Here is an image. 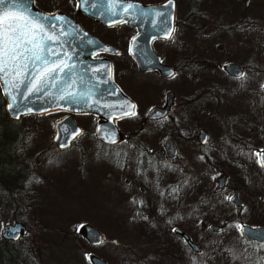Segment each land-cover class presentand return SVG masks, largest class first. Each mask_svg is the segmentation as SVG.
Wrapping results in <instances>:
<instances>
[{"label": "rangeland", "instance_id": "rangeland-1", "mask_svg": "<svg viewBox=\"0 0 264 264\" xmlns=\"http://www.w3.org/2000/svg\"><path fill=\"white\" fill-rule=\"evenodd\" d=\"M176 2L174 33L154 48L177 71L169 78L154 71L141 74L130 62L121 85L137 108L118 121L125 142L115 154L94 138L97 117L91 114L74 116L83 131L63 150L52 142L53 123L63 113L24 117L31 126L22 146L25 175L13 168L2 147L3 140L12 139L0 138V229L15 220L27 225L28 234L18 242L29 246L28 264H90V253L108 264L254 260L255 250L240 225L264 226V171L256 156L264 147V0ZM36 4L61 9L102 39L128 35L124 49L133 32L125 23L108 28L77 13V0ZM229 62L242 67L241 76L225 72ZM167 91L174 93L171 116L141 125L151 106L165 102ZM201 129L208 134L203 146ZM167 135L174 136L179 157L154 161L152 151ZM246 144L254 149L246 150ZM19 159L12 155L14 164ZM222 173L225 187L217 193ZM233 189L244 202L241 208L230 201ZM84 223L103 233L102 244L87 243L80 231ZM212 225L221 229L214 231ZM175 228L200 250L194 252Z\"/></svg>", "mask_w": 264, "mask_h": 264}, {"label": "water", "instance_id": "water-1", "mask_svg": "<svg viewBox=\"0 0 264 264\" xmlns=\"http://www.w3.org/2000/svg\"><path fill=\"white\" fill-rule=\"evenodd\" d=\"M77 3L78 12L96 19L106 26L125 22L128 26L137 29V33L130 41L129 52L136 61L139 70H157L165 78L175 74L173 65L161 62L160 55L153 49L152 41L154 39L169 40L172 37L176 25V0H162L153 3H144L139 0H77ZM4 10L20 12L38 19L40 23L44 24L48 34L55 33L59 36V40L48 42L52 51L59 53L58 56L51 55L50 60L64 59L70 65H74L71 76L75 81L74 84L71 83L61 73L58 80L50 81L48 86L43 87L41 91L32 92L29 90L32 80L30 76L18 88H8L4 85L3 80H0L8 116L11 119H19L27 114L43 115L54 111H65L66 115L54 123L52 137L54 145L63 150L68 148L72 141L81 134V127L76 123L73 115L93 113L100 118L94 132L96 139L105 144L120 143L123 140V134L116 121L122 117L131 116L125 115V113L135 112V102L124 94L114 82L110 61L106 58H92V55L99 50L114 51L116 49L89 34L80 22L68 14L60 10L43 11L34 5L33 0H16L14 4L6 3L0 8V12ZM53 17L58 19H52ZM169 33H171L170 36ZM223 69L232 76H241L243 73L242 67L235 62L226 63ZM68 93L75 95L70 97ZM13 96L15 100L12 99ZM61 96L65 98L61 99ZM172 97L173 92L168 91L165 104L151 107L146 118L165 117L172 103ZM205 139L206 133L201 131V143ZM163 148L167 156H173L176 153L172 135H167L164 138ZM154 155L158 159L162 158L164 156L163 149L154 151ZM223 185L224 175L218 178L215 191H220ZM231 200L238 206L242 205L236 193ZM211 228L214 231L221 229L217 225H212ZM80 231L91 246H98L104 241L103 233L90 223H84ZM28 232V227L24 222L15 220L5 223L0 234L4 240L17 241ZM174 232L182 236L193 251L200 250L185 231L175 228ZM240 232L246 239L264 242V226H252L244 223L240 226ZM88 260L90 264H108L105 259L95 253H90Z\"/></svg>", "mask_w": 264, "mask_h": 264}, {"label": "snow or ice", "instance_id": "snow-or-ice-1", "mask_svg": "<svg viewBox=\"0 0 264 264\" xmlns=\"http://www.w3.org/2000/svg\"><path fill=\"white\" fill-rule=\"evenodd\" d=\"M15 2L16 0H0V8L6 3ZM57 40L59 36L55 33L48 34L44 24L38 19L12 10L0 12V80H3L8 88H18L30 76L32 80L29 90L36 92L47 87L50 81L58 80L59 75L63 73L66 79L74 84L71 76L74 65L64 59L50 60L51 55L58 56L59 53L53 52L48 42ZM68 95L73 97L75 94ZM12 99L15 100V97ZM256 156L264 167V150L257 152Z\"/></svg>", "mask_w": 264, "mask_h": 264}, {"label": "flooded vegetation", "instance_id": "flooded-vegetation-1", "mask_svg": "<svg viewBox=\"0 0 264 264\" xmlns=\"http://www.w3.org/2000/svg\"><path fill=\"white\" fill-rule=\"evenodd\" d=\"M34 1V5L37 7V8H39V9H41V10H43V11H46V12H54V11H58V10H61V9H55V10H45V9H42V8H40V7H38L37 6V4H36V0H33ZM77 5H78V3H77ZM77 10V9H76ZM77 13H79V14H83L82 12H78L77 11ZM83 15H85V14H83ZM85 16H87V15H85ZM70 17H72V16H70ZM87 17H89V16H87ZM73 19H75L74 17H72ZM91 18V17H90ZM93 19V18H92ZM94 20H96V19H94ZM97 22H100V21H98V20H96ZM101 23V22H100ZM123 23H125V22H123ZM81 24V23H80ZM102 24V23H101ZM120 24V23H119ZM119 24H116V25H119ZM126 24V23H125ZM82 25V24H81ZM103 26H105V27H108V28H111V27H114V26H116V25H112V26H106V25H104V24H102ZM127 25V24H126ZM82 27L89 33V34H91V35H93V36H95V37H97L101 42H103L104 44H106V45H111V46H113L116 50H114V51H108V50H99V51H97V52H95L93 55H92V58H94V59H102V58H106V59H108L109 61H110V63H111V67H112V78H113V80H114V82L118 85V87L122 90V92L124 93V94H126L128 97H130L134 102H135V111H136V108H137V103H136V101L131 97V96H129L128 94H127V92L124 90V88L122 87V85H121V80H123L124 79V77H125V73L126 72H128L130 69H131V63H133L134 65H135V67L137 68V70H138V72L139 73H141V74H143V73H148V72H152V71H154V72H157L158 74H160L157 70H145V71H141V70H139V68H138V65H137V63H136V61L133 59V57L130 55V52H129V47H130V41H131V39H132V37L137 33V29L135 28V27H132V26H128L127 25V27H130L131 29H133V32H131V35H129V40H128V43H127V47L124 49V47L122 46V44L123 43H125V38L128 36V35H121V34H114V35H112V36H110V39L109 40H106V39H102L99 35H96V34H94V33H92L87 27H85L84 25H82ZM163 39H154L153 41H152V46H153V49L155 50V48H154V43L156 42V41H162ZM156 51V50H155ZM157 52V51H156ZM158 53V52H157ZM159 54V53H158ZM160 55V54H159ZM161 57V56H160ZM131 62V63H130ZM161 62L162 63H164L163 61H162V59H161ZM166 64H168V63H166ZM170 65H172V64H170ZM174 67H175V73H176V71H177V68H176V66L175 65H173ZM175 75V74H174ZM173 75V76H174ZM168 92V91H167ZM166 92V93H167ZM173 99H174V93H173V97H172V102H173ZM165 102H166V94H165ZM165 102L162 104V105H153V106H163L164 104H165ZM171 105H172V103L170 104V107H169V110H168V112H167V114H166V116L165 117H163V118H160V119H147L146 118V115H147V113H148V111H149V109L151 108V107H153V106H151L149 109H148V111H147V113H146V115H145V117H142V118H140V124L141 125H144L147 121H151V122H157V121H160V120H162V119H164V118H166V117H169V116H171V113H170V109H171ZM3 112V113H2ZM56 112H59V113H63V115L61 116V117H63L64 115H66V112L65 111H54V112H49V113H46V114H43V115H33V114H27V115H23V116H21L19 119H11L9 116H8V114H7V112H6V110H5V100H4V96H3V94H2V90H1V86H0V115H2V116H5V118H1L0 119V138H5V137H10L11 139H12V141H10V140H3L2 142H3V144H2V147H4V149L7 151L6 152V155H7V158H8V160L10 161V163H11V165L13 166V168L15 169V170H17V171H19V173H21V174H23V175H25V171L23 170V165H24V163H22V162H25V160L27 159V158H25V157H23L22 158V155L24 156V152H23V144H24V142H26V140H25V138H29V137H31V134H30V129H31V126H28L27 124H26V122H24V119L26 118V117H37V116H44V115H47V114H51V113H56ZM135 113V112H134ZM82 114H91V115H94V116H96L97 117V119H96V121H95V123H94V132H95V127H96V124L98 123V121L100 120V118L96 115V114H93V113H81V114H74L73 115V117L75 116V115H82ZM133 115H131V116H126V117H122V118H120V119H118L117 121H116V124H117V126H118V128H119V130L121 131V133L123 134V140L120 142V143H117V144H105V143H102L101 141H99V140H97L96 139V137H95V134H94V138L96 139V141L97 142H99L100 144H103V145H107V146H121L124 142H125V134H124V132H123V130H122V127L121 126H119L118 125V121L119 120H121V119H124V118H130V117H132ZM25 117V118H24ZM60 117V118H61ZM59 119V118H58ZM58 119H56L55 121H54V123L58 120ZM74 120H75V118H74ZM54 123H53V134H54ZM78 124V123H77ZM79 125V124H78ZM80 126V125H79ZM81 127V133H82V131H83V128H82V126H80ZM201 131H204L205 133H206V139H205V141L203 142V143H201V141H200V134H201ZM34 134V133H33ZM81 135V134H80ZM173 136V135H172ZM52 137H53V135H52ZM78 137V136H77ZM76 137V138H77ZM75 138V139H76ZM198 138H199V144L201 145V146H203V145H205L206 143H207V138H208V134H207V132L204 130V129H201L200 131H199V136H198ZM233 138V137H232ZM240 138V137H239ZM74 139V140H75ZM73 140V141H74ZM173 140H174V143H175V146H176V153L173 155V156H167V154L165 153V150H164V148H163V141H164V138H163V141H162V145H161V147L158 149V150H161V149H163V154H164V156H162V158H157L155 155H154V151H152V156L154 157L153 158V160L154 161H157V162H161V163H163V162H167V161H170V160H175L177 157H179V150H178V146H177V144H176V141H175V139H174V136H173ZM237 141L236 142H238V143H240V144H242V145H244V142L243 141H241V139H236ZM247 140H248V138H247ZM24 141V142H23ZM73 141H72V143H73ZM241 141V142H240ZM53 142V141H52ZM71 143V144H72ZM54 144V143H53ZM245 149L246 150H249V149H254V147H251V146H249V144H246V147H245ZM262 149H264V147L263 148H260V149H258L257 150V152H259L260 150H262ZM158 150H155V151H158ZM246 150H244V151H246ZM0 154H1V152H0ZM12 155H14V156H19L20 157V159L19 160H16L17 161V163L16 164H14L15 163V161L13 160L12 161ZM204 155H206V156H208V153L207 152H204ZM257 159H258V157H257ZM258 162H259V159H258ZM259 165H260V163H259ZM260 167L262 168V166L260 165ZM262 170L264 171V168H262ZM222 175H224V185H223V187H222V189L220 190V191H217V193H219V192H222V190L224 189V187H225V179H226V174L225 173H222L220 176H222ZM219 176V177H220ZM218 177V178H219ZM25 181V180H24ZM24 181L22 182V183H19V185H22L23 183H24ZM217 181H218V179H217ZM217 186V185H216ZM216 188V187H215ZM214 192H216L215 191V189H214ZM237 194V197L239 198V193H238V191L236 190V189H233V193H232V195H231V197H230V201H231V203H233L236 207H238V208H241V207H243L244 206V202L239 198V200L242 202V205L241 206H238V205H236L234 202H232V200H231V198L234 196V194ZM13 222V221H12ZM242 224H244V223H241V225ZM246 224V223H245ZM240 225V226H241ZM3 226V225H2ZM27 226V225H26ZM2 228V227H1ZM0 231H1V229H0ZM240 234H241V232H240ZM242 235V234H241ZM182 237V236H181ZM242 237H243V239L247 242V243H249V244H251V245H253V248H252V251H254L255 250V253H254V256H255V258H254V260H252V259H250V264H264V242H262V241H260V240H256V239H246L243 235H242ZM22 238V237H21ZM183 238V237H182ZM20 239V238H19ZM18 239V240H19ZM183 240H184V238H183ZM185 241V240H184ZM185 243H186V241H185ZM187 244V243H186ZM188 245V244H187ZM189 246V245H188ZM194 252H196V251H194Z\"/></svg>", "mask_w": 264, "mask_h": 264}, {"label": "trees", "instance_id": "trees-1", "mask_svg": "<svg viewBox=\"0 0 264 264\" xmlns=\"http://www.w3.org/2000/svg\"><path fill=\"white\" fill-rule=\"evenodd\" d=\"M102 147L105 148L108 152H111L112 155L115 154L114 150L117 149L116 146H107L103 145ZM120 160V157L117 156V160ZM19 219H23L22 217H17ZM16 218V219H17ZM26 237L23 236L24 239ZM88 243V242H87ZM89 244V243H88ZM90 245V244H89ZM29 246H26L25 244L20 245V242L17 241H8L4 240L2 237L0 238V264H28L30 262L29 258ZM18 250L19 257L17 259H14V254H16V251ZM17 254V255H18Z\"/></svg>", "mask_w": 264, "mask_h": 264}]
</instances>
